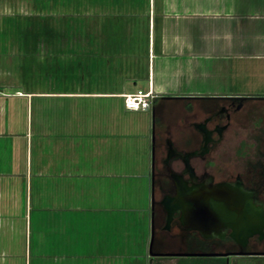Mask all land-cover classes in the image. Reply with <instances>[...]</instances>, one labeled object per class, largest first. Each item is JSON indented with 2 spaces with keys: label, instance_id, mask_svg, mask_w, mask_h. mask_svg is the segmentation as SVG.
<instances>
[{
  "label": "crops",
  "instance_id": "0c3cea01",
  "mask_svg": "<svg viewBox=\"0 0 264 264\" xmlns=\"http://www.w3.org/2000/svg\"><path fill=\"white\" fill-rule=\"evenodd\" d=\"M141 1L55 5L53 14L27 5L21 44L0 53V182L28 193L30 221L33 209L51 217L45 240L33 243L40 264L205 255L175 252L173 243L149 251L151 121L187 130L191 106L215 96L264 103V92L238 83L241 74L264 73V0ZM15 5L0 1V11L18 12ZM137 92L149 93L150 110L125 108L124 96ZM97 210L128 218L120 230L137 227L139 251L109 241L108 217ZM213 253L264 264V253Z\"/></svg>",
  "mask_w": 264,
  "mask_h": 264
},
{
  "label": "flooded vegetation",
  "instance_id": "af4514ba",
  "mask_svg": "<svg viewBox=\"0 0 264 264\" xmlns=\"http://www.w3.org/2000/svg\"><path fill=\"white\" fill-rule=\"evenodd\" d=\"M247 101L248 96L211 97L206 104L199 105L200 109L197 111L191 106L193 117L188 121L189 129L183 130L178 125H175L176 129H171L172 124L165 117L164 123L158 129L153 128V245L178 244L179 248L175 252L182 253L203 252L198 250L199 245L208 246L205 252L210 253L264 251V235L260 237L258 233L249 236L246 243L241 245L230 235V227H222L219 231L212 230L204 235L196 228L182 224L179 211L167 222L163 202L164 199L176 195L178 184L172 176L175 173L180 174L187 186L191 187L199 185L209 189L219 183H226L231 187L239 186L251 191L254 194L253 200L262 205L264 213V199L259 197L264 195V162L257 163L256 159H251L248 172L244 173L235 168L234 172L230 171L218 160L225 153L228 147L226 144L239 133L237 124L250 112ZM258 138L256 136V140L253 136L250 146L253 147L252 156L261 152L264 155V136L260 134ZM241 141L242 139L239 142ZM234 152L239 153L236 149ZM165 251L163 249L158 252Z\"/></svg>",
  "mask_w": 264,
  "mask_h": 264
},
{
  "label": "rangeland",
  "instance_id": "374dc122",
  "mask_svg": "<svg viewBox=\"0 0 264 264\" xmlns=\"http://www.w3.org/2000/svg\"><path fill=\"white\" fill-rule=\"evenodd\" d=\"M1 2L6 1L11 4H16V10H19L21 13L3 12L0 11V53H14L15 49H18V46L21 44V35H23V27L26 21L30 20V17L25 15V8L27 5L31 6H39L40 3L45 5L46 14H53L51 9H55V5H57L60 9L62 5L66 8H73V6L78 5L79 3L83 5H96L99 3L103 8L111 6L113 4H122V3H130L133 0H0ZM137 2H142L141 0H134ZM37 3V4H36ZM19 5V7H18ZM32 7V8H33ZM30 9V7H27ZM80 8V7H79ZM8 9H10L8 7ZM27 9V10H28ZM21 24V26H20ZM23 24V25H22ZM19 25L20 27H18ZM17 46V47H16ZM15 48V49H14ZM18 51V50H17ZM141 65V66H140ZM138 66L139 75L143 76L145 69L142 66V60L139 61ZM11 75L7 76V79L11 80ZM247 76L240 75L238 79L239 86H244L245 84L251 88L252 91L255 92H264V73L256 74L247 79ZM208 81V80H207ZM214 81V80H213ZM242 84V85H241ZM245 87V86H244ZM253 100V99H252ZM263 100H256L258 103H248L250 107V112L246 117H243L241 120V127L236 126L239 133L235 134V137H232V141H229L226 145L225 153L219 156V162L223 164L224 167H227L230 171H235V169L243 171L244 173L248 172L249 163L256 159L257 163L264 162V155L258 153L256 156H252L254 154L251 153L253 147H250L256 136L263 135L264 136V103ZM260 138V137H259ZM258 138V141H259ZM242 139L241 142H239ZM257 140V139H256ZM238 143V145H236ZM235 144V145H234ZM264 144V143H262ZM10 145V144H9ZM236 149L237 152H234ZM250 150V152H247ZM1 157L2 154H1ZM4 158V157H3ZM235 168V169H233ZM247 183V181H246ZM248 184V183H247ZM27 195L23 192H20L18 187H7L5 183L0 182V264H40L39 260V250L33 247V243L42 242L45 240L44 233L42 231L43 224L45 225V221L49 222L50 215L47 217V213L45 211H39L36 209L32 210V220L30 221L27 218V211L29 209V203L27 201ZM263 196V197H262ZM264 199V195L259 196ZM121 204H124L121 202ZM129 205L134 204L133 206H139L141 203L136 201H128ZM99 213H102L101 216L108 217L106 219V226L104 229L107 234V238L111 239V241L120 243L125 241L128 243L134 251H139L140 249V234L137 230V227L133 224L128 227V231L120 230L125 224V221L129 220L128 218L122 217V215H116L112 210H102L96 211V215L99 216ZM127 213V212H126ZM42 214V215H41ZM104 217V218H105ZM54 220V219H53ZM100 220V219H96ZM131 220V219H130ZM32 223V224H31ZM55 223L51 222L48 228L51 231L55 230ZM97 225L99 222H96ZM41 224V225H40ZM125 227V226H124ZM46 229V228H45ZM112 232V233H111ZM102 234L96 235V239H102ZM28 246L32 247V256L30 254V250ZM199 245V248H208V246ZM21 248V249H20ZM154 250V248H152ZM125 252V251H124ZM36 256H35V255ZM35 256V257H34ZM163 257V258H162ZM160 259V264H253L257 263L255 258L247 257V256H235L230 257L229 259H224L218 255H188L183 257H175L168 258L165 256H157L156 261ZM140 260V259H139ZM142 260H140L141 262ZM159 263H149L147 264H159ZM116 264H139L136 263L135 259L130 263L129 261L125 262V260L121 259ZM261 264V263H260Z\"/></svg>",
  "mask_w": 264,
  "mask_h": 264
},
{
  "label": "water",
  "instance_id": "95a60500",
  "mask_svg": "<svg viewBox=\"0 0 264 264\" xmlns=\"http://www.w3.org/2000/svg\"><path fill=\"white\" fill-rule=\"evenodd\" d=\"M234 97L245 98V94H237ZM151 220H150V239L149 251L154 234L153 223V119L151 121ZM177 182L176 195L164 199V207L167 212V222H169L174 213L180 212L179 219L182 224L192 226L202 234L208 235L210 231H219L222 227H230V235L241 245H244L247 238L255 233H260L264 228L263 207L256 204L253 200L254 194L246 191L239 186L231 187L226 183H219L215 187L205 188L199 185L187 186L186 181L180 174H172ZM251 208V209H250ZM257 211V220L252 218L248 211ZM249 219V223L248 220ZM152 253V252H151ZM237 253H248L247 251H237ZM252 253H264V251H254ZM189 254H215L210 252H191ZM227 254V253H222Z\"/></svg>",
  "mask_w": 264,
  "mask_h": 264
},
{
  "label": "built area",
  "instance_id": "2783aa9c",
  "mask_svg": "<svg viewBox=\"0 0 264 264\" xmlns=\"http://www.w3.org/2000/svg\"><path fill=\"white\" fill-rule=\"evenodd\" d=\"M124 106L132 110H150L151 99L149 93H128L124 96Z\"/></svg>",
  "mask_w": 264,
  "mask_h": 264
},
{
  "label": "bare ground",
  "instance_id": "6f19581e",
  "mask_svg": "<svg viewBox=\"0 0 264 264\" xmlns=\"http://www.w3.org/2000/svg\"><path fill=\"white\" fill-rule=\"evenodd\" d=\"M250 209H251V208H250ZM248 213L251 215V216H249V217L252 218V215H253V216H255L254 220H257V218H258V216H257V214H256L257 211L249 210ZM247 220H248V223H249V222H250L249 219H247ZM252 220H253V218H252ZM254 220H253V221H254ZM258 234H259V233H258ZM263 235H264V228H263V231L260 233V237H262Z\"/></svg>",
  "mask_w": 264,
  "mask_h": 264
}]
</instances>
